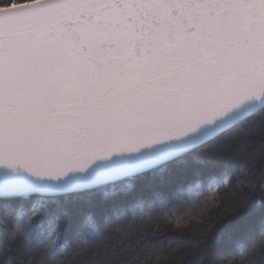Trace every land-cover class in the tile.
<instances>
[{"label": "snow or ice", "instance_id": "snow-or-ice-1", "mask_svg": "<svg viewBox=\"0 0 264 264\" xmlns=\"http://www.w3.org/2000/svg\"><path fill=\"white\" fill-rule=\"evenodd\" d=\"M253 127L264 0H0V264H264Z\"/></svg>", "mask_w": 264, "mask_h": 264}, {"label": "trees", "instance_id": "trees-1", "mask_svg": "<svg viewBox=\"0 0 264 264\" xmlns=\"http://www.w3.org/2000/svg\"><path fill=\"white\" fill-rule=\"evenodd\" d=\"M251 134L254 137L264 136V129L260 127H253L250 129ZM251 162L256 173L259 172L261 167L260 153L255 151L251 156ZM255 176L249 178L245 183H249L255 180ZM195 206V202L193 205ZM182 226L180 223L177 224V227ZM200 238V232L198 229H193L189 233L185 234H176V233H164L159 235L156 238L157 248L153 256L154 264H170V257L167 255L169 247H175L177 245L188 246L191 251L190 254L186 257L185 264H203L204 253L201 249L191 248V246ZM257 242L259 241L258 235L256 236Z\"/></svg>", "mask_w": 264, "mask_h": 264}]
</instances>
